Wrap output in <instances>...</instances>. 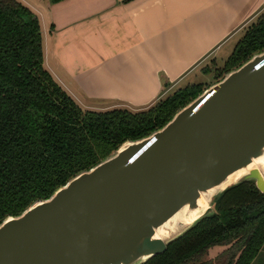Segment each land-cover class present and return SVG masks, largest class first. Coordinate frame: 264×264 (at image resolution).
I'll use <instances>...</instances> for the list:
<instances>
[{"label":"water","instance_id":"95a60500","mask_svg":"<svg viewBox=\"0 0 264 264\" xmlns=\"http://www.w3.org/2000/svg\"><path fill=\"white\" fill-rule=\"evenodd\" d=\"M264 154V50L227 72L177 110L161 128L126 141L47 199L0 222V264H140L212 213L224 189L264 178L246 169ZM202 214L169 238L155 230L232 173Z\"/></svg>","mask_w":264,"mask_h":264},{"label":"trees","instance_id":"16d2710c","mask_svg":"<svg viewBox=\"0 0 264 264\" xmlns=\"http://www.w3.org/2000/svg\"><path fill=\"white\" fill-rule=\"evenodd\" d=\"M263 50L260 17L233 46L224 72ZM202 91L184 86L138 110L82 109L43 66L36 15L18 0H0V222L47 199L126 141L161 128ZM212 210L140 264H250L264 243V195L244 181L214 197ZM214 246L220 252L206 257Z\"/></svg>","mask_w":264,"mask_h":264},{"label":"crops","instance_id":"0c3cea01","mask_svg":"<svg viewBox=\"0 0 264 264\" xmlns=\"http://www.w3.org/2000/svg\"><path fill=\"white\" fill-rule=\"evenodd\" d=\"M35 7L43 66L77 105L138 110L193 84L207 58L226 57L264 0H42Z\"/></svg>","mask_w":264,"mask_h":264},{"label":"rangeland","instance_id":"374dc122","mask_svg":"<svg viewBox=\"0 0 264 264\" xmlns=\"http://www.w3.org/2000/svg\"><path fill=\"white\" fill-rule=\"evenodd\" d=\"M18 1L20 3H22L23 5H25L27 8H29L31 11H32V9L37 11V8L35 6H39V8H40V6L42 4V0H18ZM31 5H34L33 8ZM260 17H264V8L260 12H258L255 16H253V18H251L250 21H248L246 24H244L241 27V29L239 30V32L237 34L235 43L241 38V36L245 32L246 28L251 23H255ZM235 43H234V45H235ZM228 55L224 58L222 57V58H218V59L216 57L207 58L205 60V62L200 67H198V69L196 71V75H193L191 77V78H193L194 76H196L195 79L193 78L195 82L193 84H187L185 86L196 84L202 90H204L207 87H209L210 85H212L213 83L222 79V77L226 74L223 70V67H224L223 64H224V61L226 60V58L228 57ZM179 88H181V87H179ZM176 89H178V88L167 89L163 94H161V97L158 98L157 101L162 100L166 96L170 95ZM220 250H221V248L219 246H214L207 251L206 257L213 259L214 256H216L220 252ZM213 264H216V263L214 262ZM250 264H264V243L261 246L258 255L252 260V262Z\"/></svg>","mask_w":264,"mask_h":264},{"label":"bare ground","instance_id":"6f19581e","mask_svg":"<svg viewBox=\"0 0 264 264\" xmlns=\"http://www.w3.org/2000/svg\"><path fill=\"white\" fill-rule=\"evenodd\" d=\"M248 168H257L261 171V175L264 178V154L253 160L246 169ZM246 169L239 170L230 174L221 185L212 189L211 191H208L205 196H201L197 200V207L195 209L191 211H188L185 208L179 210L170 219H168L165 223L158 227V229L155 230V237H159L160 239L164 240L166 238H169L176 232V230L178 229V224L185 226L192 223L207 208L209 200L212 198V196L218 191L223 190L227 186L235 183L241 176L245 174Z\"/></svg>","mask_w":264,"mask_h":264}]
</instances>
